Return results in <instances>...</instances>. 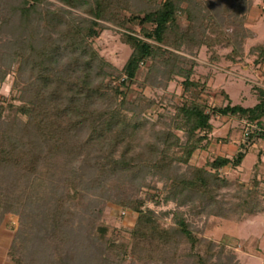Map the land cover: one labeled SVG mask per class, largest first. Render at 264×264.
Wrapping results in <instances>:
<instances>
[{
    "label": "trees",
    "instance_id": "1",
    "mask_svg": "<svg viewBox=\"0 0 264 264\" xmlns=\"http://www.w3.org/2000/svg\"><path fill=\"white\" fill-rule=\"evenodd\" d=\"M58 1L62 5L52 8L48 0H0V12L6 8L0 13V37H6L0 42V80L4 64H17L23 79L18 96L7 105L0 101V221L24 214L8 248L9 262L121 264L132 255L141 264H216L214 242L193 226L188 213L227 219L255 213L263 208L260 183L255 180L237 201L224 199L222 189L230 181L218 170L240 166L248 153L243 148L204 166L190 160L209 149L217 116L264 124V89L253 106L232 104L223 89L222 103L211 107L203 97L212 89L214 72L196 78L197 60L171 48L197 54L207 46L210 63L238 62L245 29L225 16L231 0ZM183 16L186 26L180 24ZM105 22L125 28L122 38L132 47L122 69L93 46L92 38L108 28ZM223 41L232 47L225 55L216 50ZM251 51L255 63L264 64V42ZM143 72L142 85L163 88L183 77L181 100L169 120L142 118L143 106L155 101L129 98L131 84ZM148 124L154 139L143 141ZM150 175L163 187L148 181ZM144 187L146 196L140 195ZM90 195L136 212L135 225L120 239L106 237L102 206L94 213L78 211L87 208ZM161 199L177 205L172 224L161 221L169 211L160 215L148 204Z\"/></svg>",
    "mask_w": 264,
    "mask_h": 264
},
{
    "label": "rangeland",
    "instance_id": "2",
    "mask_svg": "<svg viewBox=\"0 0 264 264\" xmlns=\"http://www.w3.org/2000/svg\"><path fill=\"white\" fill-rule=\"evenodd\" d=\"M204 4L213 0H202ZM52 8L61 6L58 0H48ZM47 2V3H48ZM232 6L225 16H231V20L243 24L245 29L244 44L240 60L238 62H225L221 60L218 63H210L209 58L212 55V50L207 46H203L198 53H191L189 50H175L173 51L194 57L199 66L195 77H202V74L210 72L212 78L210 85L212 89L204 96L205 100L211 107L220 105L223 100L222 90L224 89L231 98L232 104H243L244 106H253L258 102V90L264 89V64L255 63V56L252 54V48L264 42V0H231ZM242 5L244 6L242 9ZM219 10V9H218ZM212 11L214 17H219V11ZM6 8H3L0 13H4ZM75 14L84 16L81 11L73 10ZM237 12V13H236ZM2 18L0 17V20ZM124 20V19H123ZM108 28L102 30L100 34L92 38L93 46L99 53L117 69H122L130 54L132 47L125 43L122 38V32L125 28L111 22H105ZM182 26L189 24V20L183 16L180 20ZM129 28L135 27L140 31L139 24L133 25L126 23ZM223 29L230 33L232 27L228 23H222ZM6 40L5 36L0 37V42ZM232 47H228L226 42L216 47L219 54L225 55L231 51ZM211 65V66H210ZM213 66V67H212ZM213 68V69H212ZM3 69H7L3 80H0V101L7 105L10 98L18 96L23 79L19 76L18 65L14 64L10 67L3 65ZM144 71H147V65L144 66ZM216 70V71H215ZM2 73V75L4 74ZM144 73L138 75V80L130 86L129 98L135 99L145 96L155 101L150 107L143 106L142 118H148L150 121H157L158 119L169 120V114H174V103L181 100L183 92L182 79L178 76L176 79L170 81L166 88L159 86H151L150 84L142 85ZM1 77V76H0ZM161 77V76H160ZM203 79V78H202ZM121 80L114 83L120 84ZM16 103H20L18 100ZM247 119H239L232 116H217L215 118L216 126L210 133L211 144L209 149L198 150L194 153L190 160V164L196 166H204L217 156L234 157L240 150H248L247 156L243 163L238 167L227 165L220 168L218 171L221 175L228 177L230 183L227 187L222 189L225 193L227 201H237L243 190L250 189L255 180L259 181L258 200L259 205L263 208L255 213H246L235 218V214L231 219L220 218L215 216H195L188 213L190 221L193 226L203 231L204 237L211 239L214 242L215 262L221 264L224 261L232 264H264V159L262 156L263 146L260 139L255 141H248L244 143L242 140V130L244 122ZM219 125V126H218ZM159 128V126H157ZM176 133L184 138V132L177 130ZM143 141L153 140L150 124L142 130ZM242 144L244 147H242ZM186 170V166H182ZM214 171V170H213ZM148 181L152 184L156 183L160 188L163 187L164 182L156 181L155 177L151 175ZM148 191L144 187L140 195L146 196ZM150 191H154L151 189ZM159 191V190H158ZM90 195V203L86 201L85 206H79L80 213H94L100 206L103 207L100 222L106 228V237L120 239L126 233L125 229L133 227L136 223L137 213L131 209H124L122 206L112 200L107 199L106 203L103 198L98 201ZM114 197V195H111ZM110 197V198H111ZM158 214L164 211H169L171 214L162 218L164 224L173 223L174 210H177L175 202H164L163 199L157 202H149ZM183 209V208H182ZM24 214L22 213V216ZM21 215L7 214L0 221V264H12L8 259V248L13 241L15 232L22 227ZM27 218H24L26 220ZM121 264H141L135 260L132 255L127 257Z\"/></svg>",
    "mask_w": 264,
    "mask_h": 264
},
{
    "label": "built area",
    "instance_id": "3",
    "mask_svg": "<svg viewBox=\"0 0 264 264\" xmlns=\"http://www.w3.org/2000/svg\"><path fill=\"white\" fill-rule=\"evenodd\" d=\"M260 134V141L264 144V124H260L256 121L245 120L242 130L243 142H248L253 134Z\"/></svg>",
    "mask_w": 264,
    "mask_h": 264
},
{
    "label": "crops",
    "instance_id": "4",
    "mask_svg": "<svg viewBox=\"0 0 264 264\" xmlns=\"http://www.w3.org/2000/svg\"><path fill=\"white\" fill-rule=\"evenodd\" d=\"M217 125V124H216ZM215 125V126H216ZM219 126V125H218ZM261 145L263 146V148H261L262 150H263V153H262V156H264V144H263V142L261 141ZM263 159H264V157H263Z\"/></svg>",
    "mask_w": 264,
    "mask_h": 264
}]
</instances>
